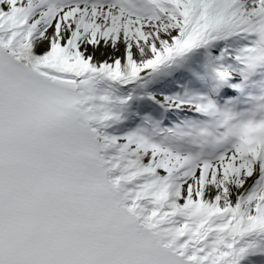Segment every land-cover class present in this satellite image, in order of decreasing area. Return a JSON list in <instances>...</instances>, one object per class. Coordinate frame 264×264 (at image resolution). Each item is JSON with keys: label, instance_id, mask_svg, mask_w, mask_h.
Returning <instances> with one entry per match:
<instances>
[{"label": "snow or ice", "instance_id": "obj_1", "mask_svg": "<svg viewBox=\"0 0 264 264\" xmlns=\"http://www.w3.org/2000/svg\"><path fill=\"white\" fill-rule=\"evenodd\" d=\"M0 264H264V0H0Z\"/></svg>", "mask_w": 264, "mask_h": 264}]
</instances>
